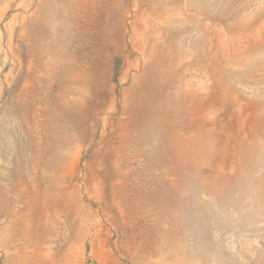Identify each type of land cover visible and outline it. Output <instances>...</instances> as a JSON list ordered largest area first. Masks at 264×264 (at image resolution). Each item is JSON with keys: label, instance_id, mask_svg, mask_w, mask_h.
<instances>
[{"label": "rangeland", "instance_id": "rangeland-1", "mask_svg": "<svg viewBox=\"0 0 264 264\" xmlns=\"http://www.w3.org/2000/svg\"><path fill=\"white\" fill-rule=\"evenodd\" d=\"M0 264H264V0H0Z\"/></svg>", "mask_w": 264, "mask_h": 264}, {"label": "bare ground", "instance_id": "bare-ground-1", "mask_svg": "<svg viewBox=\"0 0 264 264\" xmlns=\"http://www.w3.org/2000/svg\"><path fill=\"white\" fill-rule=\"evenodd\" d=\"M229 156V155H228ZM215 173V172H214Z\"/></svg>", "mask_w": 264, "mask_h": 264}]
</instances>
